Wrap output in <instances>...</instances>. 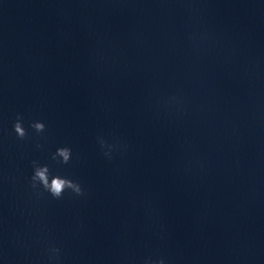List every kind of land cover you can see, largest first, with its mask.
Returning <instances> with one entry per match:
<instances>
[{"label":"clouds","instance_id":"1","mask_svg":"<svg viewBox=\"0 0 264 264\" xmlns=\"http://www.w3.org/2000/svg\"><path fill=\"white\" fill-rule=\"evenodd\" d=\"M28 127L33 129L37 134L43 133L46 130L45 123L41 121H33ZM13 130L18 139L25 140L29 138L28 129L24 127V117L22 114H17L16 120L13 124ZM98 143L100 144L101 149L104 150L105 157L111 159V153L114 146L107 144L102 137H98ZM37 147L41 146L37 145ZM51 158L57 163L68 164L72 158V150L66 146L59 147L56 149L55 153L52 154ZM31 165L33 168V174L30 177V187L38 197L43 196L44 193H48L53 199H61L65 192H69L76 197H82L85 195V190L78 181L58 174H52V171L47 164L41 165L37 160H33ZM47 251L49 254V264H59L60 249L55 245L49 244ZM144 264H165V261L163 258L152 259L149 257L144 260Z\"/></svg>","mask_w":264,"mask_h":264}]
</instances>
